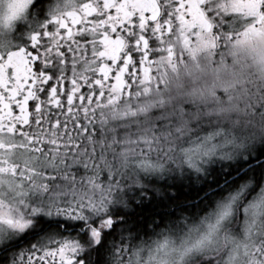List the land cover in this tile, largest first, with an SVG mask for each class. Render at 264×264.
<instances>
[{
  "label": "snow or ice",
  "instance_id": "6c2138e0",
  "mask_svg": "<svg viewBox=\"0 0 264 264\" xmlns=\"http://www.w3.org/2000/svg\"><path fill=\"white\" fill-rule=\"evenodd\" d=\"M0 264H264V0H0Z\"/></svg>",
  "mask_w": 264,
  "mask_h": 264
}]
</instances>
